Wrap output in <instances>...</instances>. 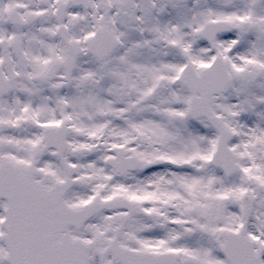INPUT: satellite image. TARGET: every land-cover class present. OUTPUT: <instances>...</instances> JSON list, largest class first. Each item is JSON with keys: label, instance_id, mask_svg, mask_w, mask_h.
<instances>
[{"label": "snow or ice", "instance_id": "obj_1", "mask_svg": "<svg viewBox=\"0 0 264 264\" xmlns=\"http://www.w3.org/2000/svg\"><path fill=\"white\" fill-rule=\"evenodd\" d=\"M0 264H264V0H0Z\"/></svg>", "mask_w": 264, "mask_h": 264}]
</instances>
